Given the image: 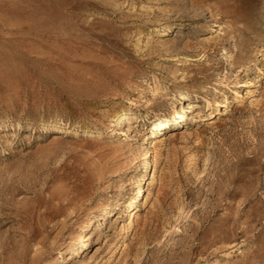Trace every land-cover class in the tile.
I'll list each match as a JSON object with an SVG mask.
<instances>
[{"label":"rangeland","instance_id":"1","mask_svg":"<svg viewBox=\"0 0 264 264\" xmlns=\"http://www.w3.org/2000/svg\"><path fill=\"white\" fill-rule=\"evenodd\" d=\"M0 264H264V0H0Z\"/></svg>","mask_w":264,"mask_h":264},{"label":"bare ground","instance_id":"2","mask_svg":"<svg viewBox=\"0 0 264 264\" xmlns=\"http://www.w3.org/2000/svg\"><path fill=\"white\" fill-rule=\"evenodd\" d=\"M160 32H162V34H166L168 31H170V27H166V28H163V29H160L159 30ZM217 104H219V102H217ZM179 117H182V113H181V111H174L167 119H165V120H163L162 122H157L156 123V128L154 129V134L156 133V131H157V129L158 128H163V127H165L167 124H169V123H171L173 120H177ZM167 120H168V123H167ZM148 163V162H147ZM141 192V186L139 187V191H138V193H140ZM121 203H123V201L122 200H120L118 203H117V206H115L114 207V205L108 210V214L109 215H113L114 214V211L116 210V209H121V207H120V205H121ZM98 220V215H95L91 220H90V225L89 226H87L86 228H85V230H88V229H90V226L92 225V224H95V222ZM86 236L87 235H84L83 233H81V235L79 236V245H78V247L76 248V251L74 252L75 254H79L81 251H82V247H85V246H87V244H88V241L86 240ZM67 258L68 259H70V258H72L71 256H70V254L69 255H67Z\"/></svg>","mask_w":264,"mask_h":264}]
</instances>
